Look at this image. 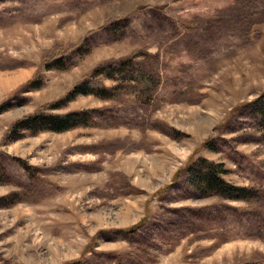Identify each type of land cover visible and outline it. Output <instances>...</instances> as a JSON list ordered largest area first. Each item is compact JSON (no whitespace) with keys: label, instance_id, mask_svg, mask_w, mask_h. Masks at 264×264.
<instances>
[{"label":"rangeland","instance_id":"obj_1","mask_svg":"<svg viewBox=\"0 0 264 264\" xmlns=\"http://www.w3.org/2000/svg\"><path fill=\"white\" fill-rule=\"evenodd\" d=\"M132 54L150 84L52 110L93 125L5 139ZM263 93L264 0H0V264H264ZM201 159L249 199L199 190Z\"/></svg>","mask_w":264,"mask_h":264},{"label":"trees","instance_id":"obj_2","mask_svg":"<svg viewBox=\"0 0 264 264\" xmlns=\"http://www.w3.org/2000/svg\"><path fill=\"white\" fill-rule=\"evenodd\" d=\"M58 56L52 59V67L54 66V63L62 62L64 55L61 56V59H55ZM133 57L134 54L128 56L127 59L122 60L119 67L114 65L105 66L104 64L98 65L88 77L74 84L73 88L65 94L63 98L48 104L44 109H38L36 112L28 114L22 119L14 122L6 132L5 139L9 136H12L11 141L21 138L20 136H17L18 134L15 133V130L23 133L27 131L30 134H36L42 131L61 133L76 127L93 125L92 116L89 110H73L65 113H54L52 110H58L61 105L75 98L77 95H93L100 99H114L120 96L121 93L118 89L121 84H116L112 88H108L102 81L105 78L120 82L116 78V73L120 75L122 79L128 80L129 76L128 74H125L128 65H131V67L135 69L134 74L131 76L132 80L140 81L144 78L143 80L146 81V84H150L154 76H150V73L148 72L147 74H142L138 67H135L132 60ZM97 76H101L103 79H98L96 78ZM35 82V79H30L26 83V86L36 89L38 86ZM252 105H256V113L259 119L264 121V93L261 94L259 98H256L247 104V106ZM204 144L207 145V141H205ZM197 164H202L203 166L197 167ZM188 168L191 169V178H193L192 182L199 190L205 189L211 191L212 194L222 197L245 200L249 199L250 192H253L251 188L229 184L220 175V172L217 169L218 166L206 159H201L200 162L196 161L189 163Z\"/></svg>","mask_w":264,"mask_h":264}]
</instances>
